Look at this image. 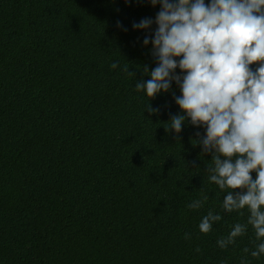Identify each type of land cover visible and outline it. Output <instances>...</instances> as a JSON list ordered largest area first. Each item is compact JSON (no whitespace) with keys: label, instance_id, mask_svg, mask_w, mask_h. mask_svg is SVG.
Here are the masks:
<instances>
[{"label":"trees","instance_id":"16d2710c","mask_svg":"<svg viewBox=\"0 0 264 264\" xmlns=\"http://www.w3.org/2000/svg\"><path fill=\"white\" fill-rule=\"evenodd\" d=\"M159 7L0 0V264H240L254 247L251 226L216 244L248 212L223 210L228 189L207 179L211 153L197 142L205 129L166 126L182 112L178 85L154 97L135 89L156 65L141 43L156 25L131 24ZM209 210L222 219L202 233Z\"/></svg>","mask_w":264,"mask_h":264},{"label":"clouds","instance_id":"9594fccd","mask_svg":"<svg viewBox=\"0 0 264 264\" xmlns=\"http://www.w3.org/2000/svg\"><path fill=\"white\" fill-rule=\"evenodd\" d=\"M149 2L160 5L155 17H142L131 27L147 32L155 23L141 43L151 44L156 65L145 67L150 78L137 81L135 89L154 97L167 92L173 82L178 85L180 95L174 94V101L182 112L172 115L166 126L179 133L187 119L205 129L202 135L197 132V142L202 152L211 153L207 179L228 189L223 210L248 212L246 222L234 223L216 244L221 249L234 245L251 226L254 247L245 246L240 261L250 264L249 256H264V0ZM117 26L127 31L119 20ZM253 62H258L255 67ZM118 63L109 67L117 68ZM121 70L128 72L127 65ZM147 108L158 111L150 104ZM237 188L241 191H231ZM205 199H194L187 207L199 209ZM221 219L219 212L209 210L197 227L208 233ZM183 235L191 237L189 232Z\"/></svg>","mask_w":264,"mask_h":264}]
</instances>
